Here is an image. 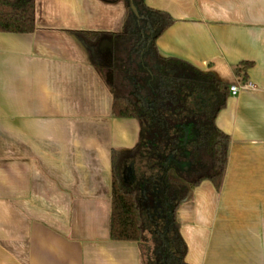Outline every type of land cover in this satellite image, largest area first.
<instances>
[{
  "label": "crops",
  "instance_id": "0c3cea01",
  "mask_svg": "<svg viewBox=\"0 0 264 264\" xmlns=\"http://www.w3.org/2000/svg\"><path fill=\"white\" fill-rule=\"evenodd\" d=\"M144 2L174 20L161 56L252 85L215 120L230 137L219 188L203 180L177 209L185 261L264 264V0ZM127 13L123 0H34L32 32H0V264H144L136 242L110 239L112 153L140 126L114 116L78 36L117 32Z\"/></svg>",
  "mask_w": 264,
  "mask_h": 264
},
{
  "label": "trees",
  "instance_id": "16d2710c",
  "mask_svg": "<svg viewBox=\"0 0 264 264\" xmlns=\"http://www.w3.org/2000/svg\"><path fill=\"white\" fill-rule=\"evenodd\" d=\"M123 1L128 13L119 31L78 33L91 64L106 75L114 116L136 119L140 126L136 146L112 153L110 239L136 242L144 264H188L176 213L189 187L203 180L216 188L221 184L230 137L215 120L226 104L230 84L187 61L161 56L157 39L174 20L144 0ZM33 29L34 0H0V32ZM104 40L111 46L101 48ZM187 124L199 140L200 163L195 175L183 177L184 184L168 173L184 172L176 159L167 167L165 163L180 152L179 126ZM130 162L134 177L127 182L123 170Z\"/></svg>",
  "mask_w": 264,
  "mask_h": 264
},
{
  "label": "flooded vegetation",
  "instance_id": "af4514ba",
  "mask_svg": "<svg viewBox=\"0 0 264 264\" xmlns=\"http://www.w3.org/2000/svg\"><path fill=\"white\" fill-rule=\"evenodd\" d=\"M198 143L199 140L196 132L191 130L190 124L179 126L178 144L180 146V152L176 157H171L170 160L165 163V167H167L168 164L175 158V162L178 163V166L183 168V176L175 173L174 170H171L176 176H178V178H181L180 181L175 179L176 181H185L183 177H186V175L193 176L197 173L199 169L198 165L200 163L199 156L196 154V152L200 150ZM129 164L124 169V178L127 182L132 180ZM131 171L134 176V165ZM168 173L170 174V171Z\"/></svg>",
  "mask_w": 264,
  "mask_h": 264
},
{
  "label": "built area",
  "instance_id": "2783aa9c",
  "mask_svg": "<svg viewBox=\"0 0 264 264\" xmlns=\"http://www.w3.org/2000/svg\"><path fill=\"white\" fill-rule=\"evenodd\" d=\"M251 87H252V85L250 83H246V82L241 83V85L232 84L229 87V93L231 95H236L241 88H251Z\"/></svg>",
  "mask_w": 264,
  "mask_h": 264
},
{
  "label": "water",
  "instance_id": "95a60500",
  "mask_svg": "<svg viewBox=\"0 0 264 264\" xmlns=\"http://www.w3.org/2000/svg\"><path fill=\"white\" fill-rule=\"evenodd\" d=\"M130 7H131V9L133 10V11H136L135 10V7L130 3ZM104 46H106V47H110L111 45H110V43L108 42V41H103L102 43H101V47H104ZM129 168H130V173H131V175H132V179H133V172L131 171L132 169H133V162H130V164H129Z\"/></svg>",
  "mask_w": 264,
  "mask_h": 264
},
{
  "label": "rangeland",
  "instance_id": "374dc122",
  "mask_svg": "<svg viewBox=\"0 0 264 264\" xmlns=\"http://www.w3.org/2000/svg\"><path fill=\"white\" fill-rule=\"evenodd\" d=\"M170 175H171V177L172 178H174V179H176V180H181V178H178V176H176L172 171H170ZM181 175L183 176L184 174L183 173H181ZM185 184V183H184Z\"/></svg>",
  "mask_w": 264,
  "mask_h": 264
}]
</instances>
